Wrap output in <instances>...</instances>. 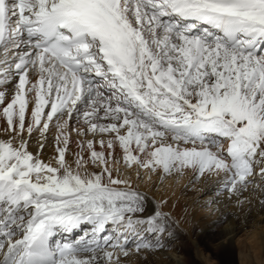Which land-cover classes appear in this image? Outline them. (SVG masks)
Masks as SVG:
<instances>
[{
  "label": "snow or ice",
  "instance_id": "1",
  "mask_svg": "<svg viewBox=\"0 0 264 264\" xmlns=\"http://www.w3.org/2000/svg\"><path fill=\"white\" fill-rule=\"evenodd\" d=\"M184 176L264 211V0H0V264L162 251Z\"/></svg>",
  "mask_w": 264,
  "mask_h": 264
},
{
  "label": "bare ground",
  "instance_id": "2",
  "mask_svg": "<svg viewBox=\"0 0 264 264\" xmlns=\"http://www.w3.org/2000/svg\"><path fill=\"white\" fill-rule=\"evenodd\" d=\"M151 179L157 181L156 176ZM188 180L166 179L156 188L146 179L140 181L142 190L175 201L176 214L186 209L187 215L164 250L132 256L130 264H222L220 256L226 255L235 256L238 264H264V211L256 205L236 208L223 200L208 204L215 196L212 185Z\"/></svg>",
  "mask_w": 264,
  "mask_h": 264
},
{
  "label": "rangeland",
  "instance_id": "3",
  "mask_svg": "<svg viewBox=\"0 0 264 264\" xmlns=\"http://www.w3.org/2000/svg\"><path fill=\"white\" fill-rule=\"evenodd\" d=\"M222 264H238V260L235 256H220Z\"/></svg>",
  "mask_w": 264,
  "mask_h": 264
}]
</instances>
